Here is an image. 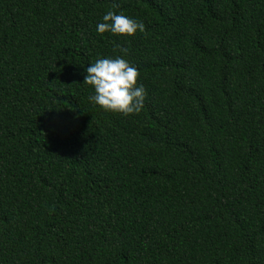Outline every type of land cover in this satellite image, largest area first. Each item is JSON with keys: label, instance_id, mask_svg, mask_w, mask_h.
<instances>
[{"label": "trees", "instance_id": "1", "mask_svg": "<svg viewBox=\"0 0 264 264\" xmlns=\"http://www.w3.org/2000/svg\"><path fill=\"white\" fill-rule=\"evenodd\" d=\"M117 44L128 116L83 83ZM0 264H264V0H0Z\"/></svg>", "mask_w": 264, "mask_h": 264}, {"label": "clouds", "instance_id": "2", "mask_svg": "<svg viewBox=\"0 0 264 264\" xmlns=\"http://www.w3.org/2000/svg\"><path fill=\"white\" fill-rule=\"evenodd\" d=\"M139 31L146 32L143 21L122 13L107 11L96 25V32H106L117 36L131 37ZM118 55L97 58L85 69L83 83L91 86L89 101L104 111H111L125 116L138 113L144 104L146 95L142 83H137L139 72L124 57L129 49L115 45Z\"/></svg>", "mask_w": 264, "mask_h": 264}]
</instances>
